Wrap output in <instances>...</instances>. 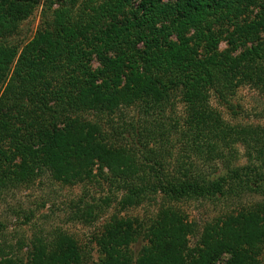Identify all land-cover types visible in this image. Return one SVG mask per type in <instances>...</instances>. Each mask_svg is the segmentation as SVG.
I'll return each mask as SVG.
<instances>
[{
    "label": "trees",
    "instance_id": "16d2710c",
    "mask_svg": "<svg viewBox=\"0 0 264 264\" xmlns=\"http://www.w3.org/2000/svg\"><path fill=\"white\" fill-rule=\"evenodd\" d=\"M36 8L41 28L11 41ZM243 87L264 93V0H0V200L42 177L84 184L105 170L122 210L155 196L167 206L144 228L113 219L93 240L96 264H263L264 135L209 103L237 118ZM175 101L184 125L166 116ZM130 109L138 119L114 144L83 118L122 120ZM237 146L249 165H233ZM198 162L222 163V174ZM242 195L263 202L201 228L174 206ZM101 208L85 205L79 218ZM90 255L57 233L36 236L23 257L0 235V264H91Z\"/></svg>",
    "mask_w": 264,
    "mask_h": 264
},
{
    "label": "rangeland",
    "instance_id": "374dc122",
    "mask_svg": "<svg viewBox=\"0 0 264 264\" xmlns=\"http://www.w3.org/2000/svg\"><path fill=\"white\" fill-rule=\"evenodd\" d=\"M41 8H36L33 14L22 24L18 35L11 41L25 44L30 41L41 28ZM14 43V44H15ZM224 49V46H221ZM210 106L219 113L222 119L232 126L257 129L264 135V93L249 87H243L235 95L234 105L238 106L237 118H231L224 108L220 107L216 100L211 98ZM84 114L83 118L88 122L99 123L107 134L111 143H115L116 133L119 132L126 120L137 121L135 110L124 111L122 120L119 115ZM167 118L184 125L187 114L186 108L180 101L167 110ZM168 123V119L166 121ZM116 137V138H115ZM122 142H120L121 144ZM119 144V145H120ZM244 147L237 146L231 159L233 165L243 167L249 165ZM174 164V160L171 161ZM222 164V163H221ZM221 164L210 166L204 162H198L197 170L207 175H221ZM210 166V167H209ZM173 166L171 170L173 171ZM97 174V172L95 173ZM107 171H103L100 177H94L84 184L62 185L55 183L48 177L37 179L29 187L19 188L0 200V235L14 252L23 256L29 249L31 240L36 236L55 235L63 233L71 236L78 248L90 250L91 264L98 263V255L93 242L96 235H102L105 227L118 218L131 221L132 224L147 227L153 223L162 205L167 206L160 196L146 200L137 208L122 210L119 203L123 197V191L112 184ZM110 179V180H109ZM107 200L106 207L102 204ZM263 202V197L257 195L241 196V198L219 199L217 202H188L174 205L188 222L196 224L199 228L224 216L235 215L249 206ZM81 203V204H80ZM85 205H99L100 213L91 219H80ZM79 206L77 210L75 207ZM91 213V211L89 212ZM195 241L191 239V247ZM142 239L132 245L131 250L136 255L141 249ZM264 264V253L262 256Z\"/></svg>",
    "mask_w": 264,
    "mask_h": 264
}]
</instances>
